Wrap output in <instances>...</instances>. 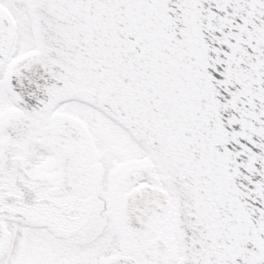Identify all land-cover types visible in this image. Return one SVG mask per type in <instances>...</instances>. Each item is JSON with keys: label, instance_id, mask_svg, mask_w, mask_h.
I'll return each mask as SVG.
<instances>
[{"label": "snow or ice", "instance_id": "snow-or-ice-1", "mask_svg": "<svg viewBox=\"0 0 264 264\" xmlns=\"http://www.w3.org/2000/svg\"><path fill=\"white\" fill-rule=\"evenodd\" d=\"M0 264H264V0H0Z\"/></svg>", "mask_w": 264, "mask_h": 264}]
</instances>
